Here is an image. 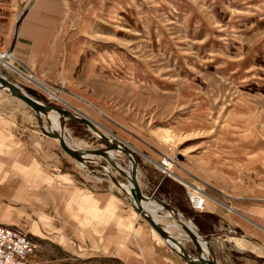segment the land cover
<instances>
[{
	"label": "rangeland",
	"instance_id": "rangeland-1",
	"mask_svg": "<svg viewBox=\"0 0 264 264\" xmlns=\"http://www.w3.org/2000/svg\"><path fill=\"white\" fill-rule=\"evenodd\" d=\"M17 1L0 0L2 76L50 105L85 115L130 146L144 193H161L189 219L184 211H196L188 191L199 188L227 211L241 201L243 192L235 189L240 185L217 179L212 159L216 151L231 158L225 153L236 124L234 98L256 96L250 101L252 110L264 106V0H46L63 10L60 52L79 58L71 68H47L46 74L27 68L15 53ZM78 2L83 4L80 11ZM1 113L8 117L0 126L10 123L16 142H29L34 130L41 142L53 143L73 160L57 140L41 132L33 110L5 90H0ZM44 122L50 125L46 118ZM66 124L72 143L91 140L90 148H106L86 125L71 119ZM0 141L6 142L5 135ZM169 154L174 163L167 175L159 163ZM115 158L128 168L125 154ZM71 165L65 161L64 168ZM183 245L193 246L190 240Z\"/></svg>",
	"mask_w": 264,
	"mask_h": 264
},
{
	"label": "crops",
	"instance_id": "crops-1",
	"mask_svg": "<svg viewBox=\"0 0 264 264\" xmlns=\"http://www.w3.org/2000/svg\"><path fill=\"white\" fill-rule=\"evenodd\" d=\"M17 6V19L21 17L13 47L19 60L39 74L57 66L71 68L79 58L60 52L63 10L46 0H18ZM76 7L82 9V2ZM253 99L258 97L234 98L235 130L225 146L231 158L216 151L212 159L217 179L224 178L219 181L240 185L235 189L243 192L241 201L227 211L208 195L205 210L190 216L213 247L218 264H264V106L252 110ZM1 114L0 121L7 120L6 113ZM8 125L0 126L6 141H0V224L38 242L36 264H186L136 213L123 191L111 179L102 180L106 174L99 163L104 159L94 157L93 168L83 170L53 143L41 142L34 130L29 142H16L14 127ZM90 143L78 145L90 149ZM65 161L71 168H64ZM113 173L118 182H126L118 171ZM187 250L194 253L195 246Z\"/></svg>",
	"mask_w": 264,
	"mask_h": 264
},
{
	"label": "water",
	"instance_id": "water-1",
	"mask_svg": "<svg viewBox=\"0 0 264 264\" xmlns=\"http://www.w3.org/2000/svg\"><path fill=\"white\" fill-rule=\"evenodd\" d=\"M19 19L20 17L15 23L12 40L16 37V27ZM12 42L10 44H12ZM0 90L7 91L8 94H11V96L27 104L30 109L33 110L41 132L46 136L57 140L62 150L73 159H76L82 167L91 170L93 167L90 164L96 160L94 157L98 156L104 158L105 162L99 163L104 170V174L108 175L112 182L128 195L129 201H131L136 213L143 216L148 221L153 230L160 234L168 247H170L171 250H173L181 259H183L186 264H218L213 247L198 229V231H195L186 224V222L179 216L181 212L174 205L166 202L159 196H148L142 191L139 183V164L137 156L130 146L121 142L108 132L102 131L96 123L92 122V120L90 118L88 119L85 115L76 111L72 112L60 106L56 107L50 105L44 100H40L32 96L13 80H7L1 75ZM50 114L58 116V130L50 127ZM44 118L47 119L50 125L45 124ZM67 119L76 120L77 122L86 125L89 129L88 131L96 135L93 137H98L105 144H107L106 148L85 149L77 146L73 147L68 143V140H66L65 129ZM112 152L125 154L129 161L128 168L124 169L121 167ZM111 168L124 176L126 182H118ZM163 211L168 213L172 212L175 215V219L179 222L182 230L186 232V235L168 230L170 226L161 222V217L164 215ZM183 216L184 219L192 221L185 215ZM183 240H190L192 242L193 246H195L194 253L187 250V248L183 245Z\"/></svg>",
	"mask_w": 264,
	"mask_h": 264
},
{
	"label": "built area",
	"instance_id": "built-area-1",
	"mask_svg": "<svg viewBox=\"0 0 264 264\" xmlns=\"http://www.w3.org/2000/svg\"><path fill=\"white\" fill-rule=\"evenodd\" d=\"M173 163V156L169 154L165 155L159 166L163 173L170 175ZM187 197L196 212L205 208L206 194L199 188L188 191ZM37 247V242L32 238L13 227L0 224V264H32L30 259Z\"/></svg>",
	"mask_w": 264,
	"mask_h": 264
},
{
	"label": "bare ground",
	"instance_id": "bare-ground-1",
	"mask_svg": "<svg viewBox=\"0 0 264 264\" xmlns=\"http://www.w3.org/2000/svg\"><path fill=\"white\" fill-rule=\"evenodd\" d=\"M1 75V74H0ZM2 76V75H1ZM4 77V76H3ZM6 78V77H4ZM7 79V78H6ZM9 80V79H7ZM49 121H50V124H51V128L52 129H59V118L57 115H53V114H50L49 115ZM48 125V124H47ZM68 140V139H66ZM68 143L71 144L73 147L77 146V147H81L80 145H78L77 143H72L70 140H68ZM83 148V147H82ZM113 155H116V154H119L117 152H112ZM179 216L186 222V224L192 228L193 230L195 231H198L195 224L192 222V221H189V220H186L184 219V216L180 213ZM164 218H167L170 220L169 223H167L170 227H169V231H172L170 228H175L177 233L179 234H185L186 235V232L182 230L181 226L179 225V222L175 219V215L171 212V213H164L163 215ZM164 224V223H163ZM180 230V231H179Z\"/></svg>",
	"mask_w": 264,
	"mask_h": 264
},
{
	"label": "trees",
	"instance_id": "trees-1",
	"mask_svg": "<svg viewBox=\"0 0 264 264\" xmlns=\"http://www.w3.org/2000/svg\"><path fill=\"white\" fill-rule=\"evenodd\" d=\"M13 41H14V40H13ZM13 43H14V42H13ZM157 194H158V196H162V194H161V193H158V192H157ZM182 212H183V209H182ZM184 213H185L186 215H189V216H191V215H192V212H191V215H190V212L188 213V211H187V212H185V211H184Z\"/></svg>",
	"mask_w": 264,
	"mask_h": 264
}]
</instances>
